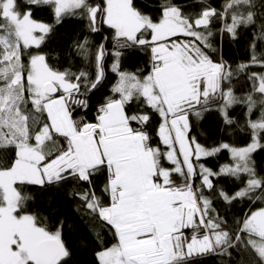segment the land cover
Segmentation results:
<instances>
[{"label": "snow or ice", "instance_id": "1", "mask_svg": "<svg viewBox=\"0 0 264 264\" xmlns=\"http://www.w3.org/2000/svg\"><path fill=\"white\" fill-rule=\"evenodd\" d=\"M26 3L29 9L22 12L17 0H0V264H63L69 251L61 230L51 232L35 216L22 214L30 197L21 186L58 185L67 179L89 185L75 195L114 229L116 243L98 253L100 264H186L189 257L204 253L231 261L234 252L237 264H264V208L230 229L226 218L211 215L212 199L204 195V189L214 190L211 176L240 179L243 174L247 180L242 188L232 194L220 189L219 195L228 203L264 198V176L257 174L251 161V153L264 138V73L249 75L253 88L242 97L225 88L236 73L250 64L264 67V60L258 59L253 44L249 64L238 65L234 71L223 61L214 62L205 51L212 49L214 19L222 23L221 35L227 32L235 38L238 27L255 24L259 16L258 38L264 37V0H225L222 10L206 6L197 14H185L172 0H165L158 22L137 10L133 0H104L103 5L89 0ZM32 5L51 6L57 23L80 10L90 31L98 32L100 24L114 30L112 71L119 80L112 92L119 99L106 98L95 122L74 120L71 105L87 109V99L79 97H87L102 83L108 55L105 44H99L94 53L87 38L76 45L89 64L94 55L95 79L84 70H54L41 54L32 55L25 66L21 42L24 49L38 47L43 34L51 30V25L31 18ZM178 35L188 39L167 43ZM137 46L151 52L152 71L142 79L119 70L120 50ZM141 97L162 117L158 136L167 151L153 147L143 127L131 126L132 121L143 125L149 120L148 115L126 114L125 105ZM218 101H223L217 110L226 125L234 123L228 114L231 107H247V127L252 133L248 146L221 143L209 149L189 138L191 116L200 117ZM258 105L260 115L252 120ZM221 150L230 152L232 165H223L219 173L199 165L197 173L193 158L198 161ZM164 159L174 167H165ZM102 169L108 174L103 188L110 196L107 205L92 184V177ZM173 174L182 182L177 184ZM197 175L199 185L194 183ZM189 228L193 229L190 239L184 235Z\"/></svg>", "mask_w": 264, "mask_h": 264}, {"label": "trees", "instance_id": "2", "mask_svg": "<svg viewBox=\"0 0 264 264\" xmlns=\"http://www.w3.org/2000/svg\"><path fill=\"white\" fill-rule=\"evenodd\" d=\"M164 2L165 0H133V5L142 14L158 22L161 16V6ZM256 2L259 3V0H256ZM17 3L20 11L23 12L29 9L26 0H17ZM89 3L103 5L104 0H89ZM172 3L179 5L185 14H197L206 6L222 10L225 0H202V2L201 0H172ZM256 10L260 11L259 8ZM31 12L32 19L51 25V30L44 35V39L38 47L27 49L21 47L22 62L25 66L28 65L32 55L41 54L45 56V61L49 67L54 70L61 72L70 70L73 73L84 70L90 73L92 79H95L94 55L91 64H89L78 53L76 45L87 38L90 42L89 47L94 53L99 44H105L108 55L104 60L105 76L102 83L87 97H79L80 99H87V109L78 107L75 104L71 105L74 120L95 122L97 109L105 102L106 98L119 99V94L112 92L113 86L119 79L117 73L112 71L114 63L112 37L114 30L105 24H100L98 32L90 31L89 21L86 16L80 15V10H76L75 15L67 14L63 16L59 23L54 17L51 6L32 5ZM227 22L231 23L230 16ZM0 23L3 22L0 21ZM259 24L260 18L257 16L255 24L248 27H238L236 37L233 38L227 32L221 35L219 30L222 23L218 19H214L211 24V30L214 33L211 38L212 49H205V51L214 62L223 61L234 71L238 65L249 64L253 55V44H255L254 51L258 59L264 60V37L258 38L260 33ZM186 39L188 38L178 35L171 37L167 43L173 40L179 43ZM120 51L119 70L121 72L135 74L142 79L152 71L150 50L137 46L121 49ZM251 73H264V67L259 64H250L244 72L236 73L230 84H225V88L231 87L238 97L251 92L253 81L248 78ZM255 99L259 101L261 96L257 93ZM220 103H223V101L214 103L209 110L202 112L200 117L191 116L189 138H195L199 144L209 149L221 143H228L236 148L248 146L252 142V133L247 127V120L249 119L247 107L241 104L231 107L228 114L234 120V123L226 125L221 113L217 110ZM28 107L31 108L30 103ZM125 111L129 116L148 115L149 120L145 124L141 125L136 121H132L131 126L133 128L143 127V130L151 137V145L159 147L161 151H167L158 136L162 117L144 102L143 97L138 100L133 99L127 103ZM259 115L260 108L258 105L250 118L255 120ZM58 140L61 145L66 146L63 138H58ZM260 144L262 146L251 153V161L254 163L257 174L264 176V138L260 139ZM9 154H14V149H9ZM193 162L196 164L197 173L200 170L199 165L219 173L223 165H232L233 163L228 150H221L215 155L200 158L198 161L193 158ZM162 163H165V159L162 160ZM107 179V169H102L92 177L95 193L105 205L110 204V196L103 192ZM210 179L215 186L214 190L204 189V195L212 199L214 211L211 215L216 216L218 214L220 218H226L230 229H234L236 222L242 221L246 215L264 208V198L256 200L237 199L228 203L219 195L220 189L232 194L242 188L247 180L246 175L242 174L240 179L230 175H214ZM194 183L197 185L201 183L199 175L195 177ZM21 187L23 194L30 197L25 202L22 214L35 216L39 225L46 227L51 232L61 230V239L69 251V256L64 258L63 264H100L98 253L115 244L116 238L114 229L103 222L97 213L87 209L84 202L75 195V193L83 192L89 187L86 182L67 179L58 185L52 184L41 187L25 184ZM184 233L190 239L193 229H185ZM233 257L229 261L226 257L215 253L194 254L188 258L186 264H237L238 258L235 252ZM248 259L249 256L245 253V260Z\"/></svg>", "mask_w": 264, "mask_h": 264}, {"label": "rangeland", "instance_id": "3", "mask_svg": "<svg viewBox=\"0 0 264 264\" xmlns=\"http://www.w3.org/2000/svg\"><path fill=\"white\" fill-rule=\"evenodd\" d=\"M34 35H36V36H40V35H42L41 33H39V32H36V33H34ZM43 35H45V34H43ZM21 47H22V42H21ZM30 47H37L36 45H31ZM0 51H2V46H0ZM27 75V74H26ZM119 80V79H118ZM45 118H46V114H45ZM164 146V145H163ZM178 151H179V146L177 145V153H178ZM205 157H208V156H201L200 158H205ZM179 159L182 161V157H179ZM200 171V170H199ZM173 175H175V174H173ZM176 177V175L175 176H173V178H175ZM177 179L178 180H181V177H177ZM184 235L187 237V234L186 233H184ZM98 261L100 262V260H99V256H98Z\"/></svg>", "mask_w": 264, "mask_h": 264}, {"label": "crops", "instance_id": "4", "mask_svg": "<svg viewBox=\"0 0 264 264\" xmlns=\"http://www.w3.org/2000/svg\"><path fill=\"white\" fill-rule=\"evenodd\" d=\"M165 167H167V168H171V167H174L172 164H170V162H168L166 159H165V163L163 164ZM176 175V177L174 178L175 179V181H176V183L177 184H179V183H181L182 182V178H181V180H178L177 179V177H180L179 175H177V174H175ZM175 175H173V176H175Z\"/></svg>", "mask_w": 264, "mask_h": 264}, {"label": "bare ground", "instance_id": "5", "mask_svg": "<svg viewBox=\"0 0 264 264\" xmlns=\"http://www.w3.org/2000/svg\"><path fill=\"white\" fill-rule=\"evenodd\" d=\"M165 146V145H164ZM166 147V146H165Z\"/></svg>", "mask_w": 264, "mask_h": 264}]
</instances>
